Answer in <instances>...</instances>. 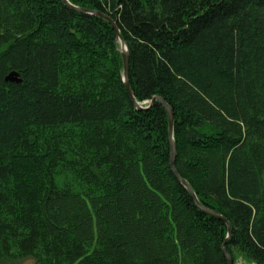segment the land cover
<instances>
[{"label":"trees","instance_id":"trees-1","mask_svg":"<svg viewBox=\"0 0 264 264\" xmlns=\"http://www.w3.org/2000/svg\"><path fill=\"white\" fill-rule=\"evenodd\" d=\"M69 1L115 20L135 99L172 107L178 174L233 260L264 264V0ZM226 234L173 173L165 107L128 94L111 23L0 0V264H227Z\"/></svg>","mask_w":264,"mask_h":264},{"label":"water","instance_id":"water-1","mask_svg":"<svg viewBox=\"0 0 264 264\" xmlns=\"http://www.w3.org/2000/svg\"><path fill=\"white\" fill-rule=\"evenodd\" d=\"M68 6L80 10V11H84V12H90V13H95L97 15H100L101 17L105 18L106 20H108L112 27L114 28L115 34H116V38L119 42V49L121 52V57H122V79L125 85V88L128 92V94L130 95L134 105L136 106V108L138 109H146L149 108L150 106L153 105V103L155 101H159L166 109L167 111V115H168V138H169V145H170V165L171 168L173 170V173L175 174V176L179 179V181L187 188V190L190 192L191 196L193 197L194 201L206 212L211 213L217 217H219L220 219H222L226 225H227V234L225 237V240L222 244V250L227 258V264H234V260L233 257L231 256V254L227 251L226 247H225V243L229 240V237L231 235V222L229 220H227L221 213L206 207L205 205H203L199 199L197 198L195 191L193 190L192 186L190 185V183L183 177H181L176 168H175V164H174V160H175V154H176V145H175V141L173 138V110L171 105L161 96L159 95H154L151 99L147 100H143V101H138L135 99L132 89L130 87L129 84V52H128V45L126 43V41L122 38L119 29L116 25L115 20L101 12L98 10H91V9H87L84 7H79L77 5L72 4L69 0H63ZM6 79L10 80V81H16V82H20V78L18 77V73L15 70H11L7 75H6ZM145 103V104H144Z\"/></svg>","mask_w":264,"mask_h":264},{"label":"rangeland","instance_id":"rangeland-1","mask_svg":"<svg viewBox=\"0 0 264 264\" xmlns=\"http://www.w3.org/2000/svg\"><path fill=\"white\" fill-rule=\"evenodd\" d=\"M31 262V258L22 259L18 264H29ZM234 264H247V261L244 257L236 254Z\"/></svg>","mask_w":264,"mask_h":264}]
</instances>
